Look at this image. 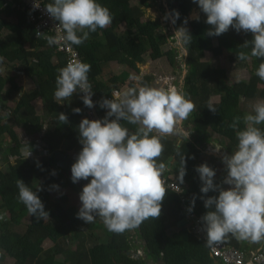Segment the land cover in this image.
<instances>
[{
  "label": "trees",
  "instance_id": "16d2710c",
  "mask_svg": "<svg viewBox=\"0 0 264 264\" xmlns=\"http://www.w3.org/2000/svg\"><path fill=\"white\" fill-rule=\"evenodd\" d=\"M52 3L53 0H43ZM98 3L106 6L113 17L109 25L110 30L102 33L97 29L90 32L89 38L81 45H73L81 56V61L89 63L91 70L88 73V80L93 83L95 96L105 98L115 89L118 84H125L132 76L128 70L119 74H113L107 80L101 78L105 65L110 62H117L139 70L138 63H144L148 59H159L164 54L168 56L171 65L175 66V48L163 51L162 47L169 40V36L163 30L161 23L157 20H144L143 6H150L146 0L140 4H132L130 0H97ZM171 13L177 10L180 13L179 19L174 25L178 29L185 26L192 35L190 44H183L186 50L185 63L188 66L185 76L183 92L190 96L195 104V110L191 113L194 122V133L192 138L183 136L179 141L166 136L162 137L164 150L157 159L158 165H163L161 174L171 175L172 167L166 171L168 161L171 157L178 165L174 176L190 194L188 205L192 208L199 226L204 230L202 216L212 209H207L204 200L209 196L218 195V190H210L207 194L201 192L202 181L196 171L198 165L207 163L214 166V157L204 159L202 156L204 143L208 142L205 121L210 117L214 118L212 129L225 141L227 152L233 153L238 145L236 130L229 125L235 117L242 116L240 108L241 99H263L264 80H261L256 71L262 62L260 58L251 56V32L241 30L237 32L230 28L219 36L207 35L210 25L206 23L204 14L197 2L194 0H168ZM19 1L7 3L0 0V64L6 63L11 69L22 71L35 84L30 91H23L18 87L12 77L6 80L0 76V94L7 89V96L17 93L15 107L10 111L3 105L5 110L1 118H13V123L22 128L24 125L32 128L42 135L38 144L43 152L41 159H28L22 156V151L32 149L35 145L33 140L22 141L11 128L0 125V194H2L1 211L8 213V218L0 213V264H3L5 256L13 259V264H117L119 259L125 264H222L218 259L212 258L209 254L208 243L201 235H194L185 221V214L179 207L178 197L167 190L162 201L161 215L158 218L145 219L138 227L127 229L122 233L110 231L104 224L103 219L96 216L94 222L88 224L78 218L77 207H65L67 197H60L61 201L52 199L50 190L46 185L40 188L36 182L43 180L45 183L54 178V171H63L70 175V172L63 170L53 157L55 151H61L72 159L74 163L82 150L78 126L85 117L86 107L82 100V94L78 91L68 100L57 103L54 99L56 89L57 70L67 65L62 54H56L53 47L47 40L37 38L34 35L33 24L29 21L26 13L19 7ZM192 8L199 11V20L190 19L189 13ZM3 14V16H2ZM11 17L14 20H11ZM187 19V24L184 23ZM125 25L121 29V25ZM3 30H6L3 33ZM80 34V33H78ZM216 41V44H214ZM248 42V47L243 44ZM229 50L228 60L237 68L249 67L247 79H236L229 82V77L223 68H214L208 60H203L204 52L209 51L214 57L222 54L223 50ZM244 51L248 53L249 59L237 60L236 53ZM56 56V57H54ZM35 59V60H34ZM13 63H16L14 66ZM249 65V66H248ZM147 77L143 84L149 85ZM130 88L136 87L132 81L127 82ZM6 87V88H5ZM212 95H218L217 102H210ZM40 99L42 104V115L36 114L32 102ZM0 104H3L0 102ZM213 105L217 111L214 114L209 108ZM81 108L80 113L73 109ZM99 114L103 119L108 109L98 105ZM68 116L69 123L61 124L58 120L59 113ZM115 117H111L114 119ZM50 119L53 124L51 130L43 131V122ZM122 126L134 133L138 125L121 120ZM264 129V124L258 125ZM244 128L241 119L239 129ZM44 132V133H43ZM10 138L6 143L3 136ZM152 135H159L153 131ZM17 152L13 161L8 156ZM173 174V173H172ZM71 177V176H70ZM24 182L37 194L44 203L45 210L49 217L37 221L36 217L30 214L19 200L17 180ZM81 179V185L89 183ZM214 183L218 185L214 177ZM194 202V205H193ZM173 213V214H172ZM29 214V223L23 231H18L22 224L21 219ZM175 215V217L171 216ZM169 215L173 218L172 223L181 229L169 233ZM97 231L103 232L108 238L106 242H100ZM207 236V235H206ZM53 241V246L43 248L42 242L46 239ZM75 244V248L69 246V241ZM138 242V244H136ZM221 242L238 247L237 237L227 234ZM143 248L144 253L138 255L137 248ZM59 256L64 261L58 260Z\"/></svg>",
  "mask_w": 264,
  "mask_h": 264
},
{
  "label": "clouds",
  "instance_id": "9594fccd",
  "mask_svg": "<svg viewBox=\"0 0 264 264\" xmlns=\"http://www.w3.org/2000/svg\"><path fill=\"white\" fill-rule=\"evenodd\" d=\"M194 2L206 14V23L211 26L207 35L219 36L230 28L253 34L251 56L261 59L256 75L264 80V0ZM33 7L39 5L35 3ZM46 11L62 28V32L55 36L44 37L50 46L62 42L81 45L89 38L90 32L105 29L113 21L110 10L97 0H53L46 5ZM169 16L175 24L180 13L173 10L166 13L165 19ZM194 18L199 20L200 17L196 15ZM184 23L187 24V19ZM42 34L36 32L37 37ZM174 35L183 44L192 41L191 33L183 25ZM243 46L248 47V42ZM236 55L240 61L249 59L244 51ZM90 70L89 63L79 60H69L65 67L59 68L55 101L62 103L79 89L84 94L81 97L84 105L93 108L94 93L88 80ZM100 107L108 109L103 119L85 117L78 126L83 147L71 165V179L73 183L89 177L91 180L80 193L81 207L77 216L88 224L99 216L110 231L122 233L138 227L145 219L161 215L167 191L160 179L163 165L157 164L164 150L162 137L172 134L176 125L186 121L196 106L190 96L176 87L163 89L144 84L123 93H113L111 99L103 98ZM208 108L214 114L217 111L211 104ZM73 111L80 113L82 110L77 107ZM241 119L244 123L242 130L239 129ZM58 120L61 124L69 123L63 112L59 113ZM121 120L138 125L137 130L130 134ZM262 124L264 100L254 103L252 112L243 118L235 117L229 125L236 130L238 140L233 154L223 156L227 169L224 183L230 187L223 188L214 183L216 172L207 163L196 168L202 181L201 192L207 194L210 190H218V195L204 200L205 207L212 209L201 218L209 244L221 241L227 234L252 241L264 237V129L258 127ZM154 130L159 135H152ZM221 149L220 144L214 145L215 151ZM184 174L185 171L181 183ZM17 188L19 200L37 221L49 217L37 194L39 188L32 190L23 179L17 180Z\"/></svg>",
  "mask_w": 264,
  "mask_h": 264
},
{
  "label": "rangeland",
  "instance_id": "374dc122",
  "mask_svg": "<svg viewBox=\"0 0 264 264\" xmlns=\"http://www.w3.org/2000/svg\"><path fill=\"white\" fill-rule=\"evenodd\" d=\"M147 3L150 5L148 7L143 6L144 8V17L143 19H153V20H157L158 22L161 23V26L163 27V30L166 32V34L169 36V40L166 44L163 45L162 49L163 51H168L171 48H175V66L171 65L168 56L166 54H164V56H162L159 59L153 60V59H148L146 62L144 63H138V67L139 70H135L129 66H124L121 65L117 62H110L109 64L105 65V69H104V73L102 74L101 78L104 80H107L110 76H112L113 74H119L120 72H122L123 70H128L131 73V77L130 79L127 81H132L136 87L142 86L144 85L143 83L145 82L146 78H149V86L152 87H156V88H163V89H168L171 87H176L178 90L183 92V87L185 85V76L187 75V71H188V66L185 63V55H186V50L182 45L181 40L175 36V31L177 29H175L172 21V17L169 16V18L166 20L165 19V15L166 13H171L170 11V7L168 4V0H146ZM130 2L132 4H140L141 0H130ZM199 14V11L196 8H192V10L189 13V18L193 19L196 15ZM3 16V14H2ZM11 20H14L13 17H11ZM125 25H121V29H124ZM110 27L108 26L105 29H99L100 32L105 33L106 31H109ZM6 30H3V33H5ZM214 44H216V41H214ZM229 56V50L224 49L222 54L214 57L211 52L206 51L204 52L202 59L203 60H208L210 62V64L214 67V68H223L226 71L227 76L229 77V82H232L236 79H247L249 76V67H244V68H237L233 65L232 62H230L227 58ZM5 64V63H4ZM16 65V63H14V66ZM5 69L3 66H1L0 68V76L3 77L5 80L13 73L16 74V82L21 85L22 90L23 91H30L35 87L34 82L25 77L23 78L24 80L19 81V77H23L22 76V72L20 71H15L13 69L10 68V66L8 64H5ZM249 66V65H248ZM4 71H3V70ZM18 72V73H17ZM22 73V74H21ZM21 74V75H20ZM11 75V76H12ZM8 76V77H7ZM26 79V82H25ZM125 84H118L117 88L119 87L121 92L126 91L128 89H130V86L128 85V83ZM6 88V87H5ZM7 89H4V91L2 92V94H0V102L7 110H12L15 105H16V101H17V97L18 94L17 93H12L10 96V100H4V102H2V98L5 97V95L7 96L8 91H6ZM122 92V93H123ZM219 99L218 95H212L210 97V102H217ZM263 99H241V103H240V108L242 110V116L244 117L245 114L252 112V105L254 103H256L257 101H260ZM32 105L36 111V114L41 116L42 115V104L39 101V99L35 100L32 102ZM5 110H1L0 109V115L2 116L4 114ZM6 121V126H8L9 128H11L14 133L20 137V139L25 140L26 141H30L27 140V137L31 140L34 141L35 143V148H39L38 144L41 142L40 137L42 135V132L37 133L35 132L33 129H31L30 127L24 125L22 128L18 127L15 125V123H13V118L9 117V118H1L0 121ZM50 121V119L46 120V122L44 121L43 123V131L45 130H51L53 128V124H49L48 122ZM213 121L214 118L210 117L209 119H207V121H205L206 124V131L207 134L205 136H207L206 138H210L214 141L215 144H220L222 146V150H225V141L219 136V134H217L216 132H214V130L212 129V125H213ZM243 121V120H242ZM195 127H194V122H193V117L190 114V116L188 117V119L186 121H183L182 123H178L176 125V127L174 128V131L172 134H168L165 135L166 137L169 138H174L176 139V141H178V143L180 142L179 140L185 136V137H189L192 138V133H194ZM155 131V130H154ZM156 132V131H155ZM44 133V132H43ZM158 133V132H157ZM25 137V138H24ZM10 140V138H8L6 136V134H4L3 136V140L4 142L8 143ZM22 140V141H23ZM207 147V148H206ZM205 152L206 154H204V156L206 157H210L213 156V154L218 155L219 153L215 150H213V145H211L209 142L205 145ZM26 150V149H25ZM27 149L26 151H22V156L24 158H28V159H34L36 158L41 159L43 156L42 155H47V153L43 152V150L40 151V155L38 152L30 153L28 152ZM40 150V148L38 149V151ZM222 152V151H220ZM226 151L221 155V158L223 159V156L225 155ZM233 153H231L232 155ZM17 156V152L11 153L8 156L9 161H13ZM203 156V154H202ZM75 159L77 158V156H74ZM216 160V159H214ZM220 160V159H219ZM223 160H220L219 162H222ZM172 173L176 172V169L178 168L177 163H175V161L172 162ZM221 167V166H220ZM55 176L53 179H51L50 182L45 183L42 179L39 180L38 182H36V186L37 187H41L42 185H46L47 189L50 190L52 199L54 201H61L60 197H67V201L64 202L65 207H69V206H73V207H77L78 209H80L81 207V201L79 199L80 193L83 189V185H81L80 181L77 183H73L72 179H71V175L63 172V171H54ZM223 179V178H222ZM224 182L223 180H220V184ZM55 185H58L59 187L56 188L54 187ZM1 204H2V194H0V213L4 216V217H9L7 212L1 211ZM169 222H172L173 218L169 215ZM21 225L18 227V231H23L25 228V225L27 223H29V214L24 217L23 219H21ZM175 231H178L179 229L174 227ZM97 236L100 242H106L107 241V237L106 235L101 232V231H97ZM42 247L47 249L53 246V241L51 239H46L43 240L42 242ZM69 246H71V248H75V244H73V242L70 240L69 241ZM142 252V251H141ZM141 252H139L141 254ZM139 255V254H138ZM58 260L63 262L64 261V257L63 256H59ZM117 264H125L124 262H122L119 259H115ZM13 259L10 257L5 256L4 258V262L3 264H13ZM67 264V263H66ZM70 264V263H68Z\"/></svg>",
  "mask_w": 264,
  "mask_h": 264
},
{
  "label": "built area",
  "instance_id": "2783aa9c",
  "mask_svg": "<svg viewBox=\"0 0 264 264\" xmlns=\"http://www.w3.org/2000/svg\"><path fill=\"white\" fill-rule=\"evenodd\" d=\"M14 1L16 0H6L7 3H12ZM18 1H19L18 7L26 13L29 21L31 22V24H33L35 37H37L36 36L37 31L43 33L40 37L37 38H42L44 40H46L44 38L45 36H55L58 32H62V28L59 25V22L56 21L54 18H52L46 11V5L49 3H46L43 0H18ZM35 3H37L39 7L34 8L33 5ZM51 46L53 47L56 54L64 55L66 59V63L69 60L81 61V56L78 50L72 44L62 42L59 45H51ZM89 82L92 85V90H93V83L90 80ZM116 92L120 93V90L117 88L113 89L110 92V94L105 98L111 99L112 94ZM81 94L82 96L84 95L83 93ZM92 99L95 103V106L93 108L86 109L85 117L89 119H102L99 114L98 105L100 104L103 98L97 97L95 96V94H93ZM39 148H35V145H33V148L28 150V152L29 154L30 153L34 154L35 152H38L40 155L41 149L38 151ZM160 179L162 182V186L165 189L173 192L178 197L179 207L182 209V211L185 214V221L190 222V231L192 232V234L198 236L201 235L207 241V236L204 234V232L199 226V220L197 219L196 215L193 213V210L189 211L190 206L188 205V200L190 199V194L186 190V185L179 183L174 175L165 176L164 174H161ZM208 249L210 256L220 260L222 264H264V246L254 252L249 253L248 255L246 254L245 251L240 250L239 248H236L234 246L228 245L226 243H223L221 241L212 244L208 243ZM139 252L141 251H138V254L142 255V252L141 254Z\"/></svg>",
  "mask_w": 264,
  "mask_h": 264
},
{
  "label": "crops",
  "instance_id": "0c3cea01",
  "mask_svg": "<svg viewBox=\"0 0 264 264\" xmlns=\"http://www.w3.org/2000/svg\"><path fill=\"white\" fill-rule=\"evenodd\" d=\"M6 64V63H5ZM5 64L4 63H2V64H0V67L1 66H3L4 67V69H5ZM14 64V63H13ZM1 69V68H0ZM3 70V69H2ZM15 70V69H14ZM4 71V70H3ZM15 71H19V70H15ZM20 72H22V71H20ZM18 73V72H17ZM23 73V72H22ZM21 73V74H22ZM20 74V75H21ZM12 75V74H11ZM10 75V77H12L13 79H14V82H15V84L18 86V87H21V85H19L17 82H16V74L15 73H13V75L11 76ZM22 76L23 77H19V81H23L24 79L23 78H25V77H27L26 75H24V74H22ZM27 78H29V77H27ZM21 79V80H20ZM30 79V78H29ZM21 81V82H22ZM25 82H26V79H25ZM22 88V87H21ZM117 88V87H116ZM118 89L120 90V88L118 87ZM4 91V90H3ZM7 91V90H6ZM123 92V91H122ZM121 92V90H120V93H122ZM2 94V93H1ZM2 102H4V100H10V97H8V96H6L5 95V97H3L2 98ZM37 100V99H36ZM35 101V100H34ZM39 101H40V99H39ZM41 102V101H40ZM4 119H6V118H4ZM6 121H0V125H5L6 126ZM7 128H9L8 126H6ZM32 129V128H31ZM27 137V140H31V139H29L28 138V136H26ZM20 138V137H19ZM25 138V137H24ZM209 140H208V142L211 144V145H213V148H214V145H216L215 143H214V141L211 139V137L210 138H208ZM23 140V139H22ZM23 141H25V140H23ZM208 142H205L204 143V148H203V158L204 159H209L210 157H214L216 160H213V162L215 163V165L214 166H211L214 170H215V172H216V175H215V178H216V180H217V182H218V185L219 186H221V187H223V188H228V187H230V185H228V184H226V183H221L220 184V180H225V177H226V175H227V169H226V165H225V163L223 164V163H221V162H219L220 160H223L222 158H221V155L220 154H222V153H224L225 151H226V153L225 154H227V155H231V153L230 152H227V150L225 149V150H220V151H222V152H218L219 154L218 155H216V154H213V156H210V157H206V156H204V154H206V152H205V150H206V148H205V145L208 143ZM205 149V150H204ZM214 150V149H213ZM220 159V160H219ZM171 160V158L169 159V161H168V164H167V167L165 168L166 169V171H169L170 169H171V167H172V165H173V159H172V161H170ZM169 162H171V163H169ZM222 162H224V161H222ZM221 166V167H220ZM179 169V168H178ZM178 169H176V171L178 170ZM171 175H174V173L173 174H171ZM223 178V179H222ZM194 213V212H193ZM173 214V213H172ZM172 214H170L171 216H173V217H175V215H172ZM195 214V213H194ZM169 224H171L172 226H170L169 227V233H172V232H175V230H174V227L175 228H177V229H181L179 226H176L175 224H173L172 222H169ZM190 226V222H188V227ZM237 240H238V243H239V245H238V247L237 248H239V249H241V250H243V251H245L246 252V254L248 255L249 253H251V252H254V251H256V250H258L259 248H261V247H263L264 246V237H262L261 238V240L260 241H252L251 239H247V240H242V239H238L237 238ZM136 244H138V242H136ZM137 250L138 251H142V254L144 253V250H143V248H137ZM149 264H153V262H150Z\"/></svg>",
  "mask_w": 264,
  "mask_h": 264
},
{
  "label": "water",
  "instance_id": "95a60500",
  "mask_svg": "<svg viewBox=\"0 0 264 264\" xmlns=\"http://www.w3.org/2000/svg\"><path fill=\"white\" fill-rule=\"evenodd\" d=\"M53 157L56 161V165H58L63 170L69 171L71 175V165L73 164L72 159L61 151H55L53 153ZM172 159L173 157H171L170 161H172Z\"/></svg>",
  "mask_w": 264,
  "mask_h": 264
}]
</instances>
